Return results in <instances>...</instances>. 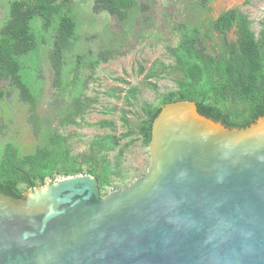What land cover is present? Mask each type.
<instances>
[{
    "label": "water",
    "instance_id": "water-1",
    "mask_svg": "<svg viewBox=\"0 0 264 264\" xmlns=\"http://www.w3.org/2000/svg\"><path fill=\"white\" fill-rule=\"evenodd\" d=\"M147 172L0 192V264H264V116L229 128L195 101L152 122Z\"/></svg>",
    "mask_w": 264,
    "mask_h": 264
},
{
    "label": "trees",
    "instance_id": "trees-1",
    "mask_svg": "<svg viewBox=\"0 0 264 264\" xmlns=\"http://www.w3.org/2000/svg\"><path fill=\"white\" fill-rule=\"evenodd\" d=\"M71 0H11L8 15L0 28V79L8 81L26 103L36 106L37 90L29 72L36 67L28 60L38 57L44 36L54 26L51 59L56 74L55 84L61 85L67 95L74 98L73 109L63 118V125L81 126L84 101V81L78 75L66 79L70 68L62 59L74 44L78 29ZM213 0H196L191 7L194 14L173 25L177 42L167 44L166 49L173 63L156 64L147 78L171 75L176 88L162 95L157 104L143 103L141 111L146 116L133 130L123 113L127 131L120 136L106 133L91 140L88 152L81 159L71 155L67 137L50 136L30 151L17 148L8 142L0 156V192L16 198L24 197L31 187L55 181L58 177L82 174L85 166L88 174L98 179L100 192L107 194L111 188H120L122 177L112 179L117 172L119 156L110 159L109 153L118 149L123 139L137 133L145 145L151 139L152 122L165 103L180 100L195 101L198 111L216 122L232 128H244L264 116V23L257 36L252 21L239 7L223 11L216 19H207L208 4ZM137 0H95L96 13L108 12L119 22L135 21L139 16ZM37 22L41 31H36ZM236 27V40H229L227 33ZM219 42L215 40V34ZM46 37V36H45ZM59 56L58 58H54ZM109 50L100 51L88 58L92 67L111 59ZM63 60V61H62ZM34 63V62H32ZM165 75V76H166ZM80 80V81H79ZM66 82V83H65ZM71 86V89L67 87ZM137 88L126 90L125 99L132 105ZM90 126L114 129L113 123L100 121ZM25 183V188L20 186ZM126 187L123 186L121 188Z\"/></svg>",
    "mask_w": 264,
    "mask_h": 264
},
{
    "label": "rangeland",
    "instance_id": "rangeland-1",
    "mask_svg": "<svg viewBox=\"0 0 264 264\" xmlns=\"http://www.w3.org/2000/svg\"><path fill=\"white\" fill-rule=\"evenodd\" d=\"M10 1L0 0V28L7 18ZM137 1L140 4L138 18L125 23L108 12L96 13L93 9L95 0H71L69 3L78 29L74 44L62 59L70 68L66 79L71 81L73 75H78L84 81L82 119L77 117L81 126L62 124L63 118L73 109L75 99L67 95L61 85L55 84L56 74L51 59L53 47L50 45L54 26L45 34L46 42L39 56L27 62L32 70L36 67L35 72H29L37 90L36 106L23 101L8 81L0 79V156L8 142L27 152L50 136L60 135L68 138L71 155L80 160L81 154L89 151L93 138L106 133L120 136L127 131L124 112L133 130L137 131L138 124L146 117L141 105L145 102L157 104L162 95L176 88L171 75L160 74L159 78H147V75L154 64L160 68L161 63H173L166 49L167 44L177 42L173 25L194 15L191 7L196 0ZM233 7H239L249 16L252 29L258 36L264 23V0H213L208 4L207 19H216ZM236 30V27L229 30V40H236ZM36 31H41L38 22ZM215 35L216 42H219L218 34ZM107 50L112 55L111 59L95 67L89 64V57ZM132 87H136L138 92L130 105L125 93ZM67 88L71 89V86ZM100 121L112 122L114 129L86 124ZM118 156L120 164L112 179L124 176L122 181H117L121 187L144 175L151 163L149 147L137 133L123 139L120 147L109 153L110 159ZM86 168L82 174H88ZM20 186L25 188L26 184Z\"/></svg>",
    "mask_w": 264,
    "mask_h": 264
}]
</instances>
